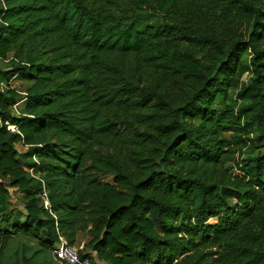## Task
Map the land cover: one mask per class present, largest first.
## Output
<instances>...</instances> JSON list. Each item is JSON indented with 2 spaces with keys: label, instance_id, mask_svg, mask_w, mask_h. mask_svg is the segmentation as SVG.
I'll list each match as a JSON object with an SVG mask.
<instances>
[{
  "label": "trees",
  "instance_id": "trees-1",
  "mask_svg": "<svg viewBox=\"0 0 264 264\" xmlns=\"http://www.w3.org/2000/svg\"><path fill=\"white\" fill-rule=\"evenodd\" d=\"M0 58L29 83L20 114L0 88V232L94 264H264V0H0Z\"/></svg>",
  "mask_w": 264,
  "mask_h": 264
},
{
  "label": "rangeland",
  "instance_id": "rangeland-1",
  "mask_svg": "<svg viewBox=\"0 0 264 264\" xmlns=\"http://www.w3.org/2000/svg\"><path fill=\"white\" fill-rule=\"evenodd\" d=\"M117 16H123L125 19L126 17L133 16L134 14H137L138 17V23L141 24H158L162 21V17L159 14L151 13L149 10H146L145 8L141 7L139 8L136 4L133 5L131 3L123 2V5L118 7V12L116 13ZM249 53V52H248ZM246 55V60H249L250 54ZM11 70L10 62L9 60H3L0 58V76H2L3 79L0 80V88L6 90L7 88H16L20 90L21 97L18 99V102H16L13 107V113L14 114H20L21 109L24 108L26 103V89L29 86V83L25 80H22L20 77L12 76L10 78L3 77L5 72H8ZM249 74L246 73L243 75V80H246L248 78ZM233 95H235V92H233ZM255 135L252 134L251 137H254ZM17 148L24 152L27 147L24 145L18 144ZM37 159V158H36ZM30 168L29 166L26 167ZM31 173V172H30ZM34 174L36 176H39V173L34 170ZM112 179V177H109ZM11 192L14 194L17 204L14 208H21L23 205V196L19 192L13 191V189H10ZM14 219V218H13ZM217 219H211L210 222L214 223ZM0 228L1 230H5V224L0 220ZM40 233L33 234L31 236H24V235H10V233L5 234L3 231L0 232V250L4 249V260L7 264H14L16 261H19L21 264L23 262V256L27 255L28 257L32 256L33 261L32 264H65L61 262L60 260L56 259L51 252V250L39 252L36 253L41 247L39 244L40 242ZM4 236H7L8 240L5 242ZM79 250L81 246L75 245Z\"/></svg>",
  "mask_w": 264,
  "mask_h": 264
},
{
  "label": "built area",
  "instance_id": "built-area-1",
  "mask_svg": "<svg viewBox=\"0 0 264 264\" xmlns=\"http://www.w3.org/2000/svg\"><path fill=\"white\" fill-rule=\"evenodd\" d=\"M6 124H8L11 130H16L14 125L9 124V122H6ZM34 159L37 160L36 157H34ZM34 170V167L27 168V171L31 172L33 176H35ZM41 197L44 200L45 207L50 208L48 195L45 190L42 192ZM52 253L56 259L65 264H94V261L91 258H82L80 256L79 249L75 245L71 244L68 238L59 231L58 239L54 245Z\"/></svg>",
  "mask_w": 264,
  "mask_h": 264
},
{
  "label": "crops",
  "instance_id": "crops-1",
  "mask_svg": "<svg viewBox=\"0 0 264 264\" xmlns=\"http://www.w3.org/2000/svg\"><path fill=\"white\" fill-rule=\"evenodd\" d=\"M95 254V253H94Z\"/></svg>",
  "mask_w": 264,
  "mask_h": 264
}]
</instances>
